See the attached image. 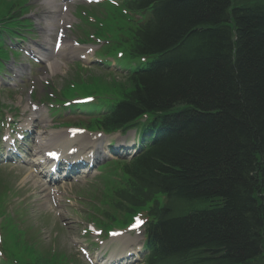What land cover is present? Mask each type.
Returning a JSON list of instances; mask_svg holds the SVG:
<instances>
[{
	"label": "trees",
	"instance_id": "16d2710c",
	"mask_svg": "<svg viewBox=\"0 0 264 264\" xmlns=\"http://www.w3.org/2000/svg\"><path fill=\"white\" fill-rule=\"evenodd\" d=\"M134 5L154 12L137 41L164 63L132 79L110 122L183 109L133 165L135 190L122 199L135 207L170 197L149 208L158 219L156 264H264V0Z\"/></svg>",
	"mask_w": 264,
	"mask_h": 264
},
{
	"label": "rangeland",
	"instance_id": "374dc122",
	"mask_svg": "<svg viewBox=\"0 0 264 264\" xmlns=\"http://www.w3.org/2000/svg\"><path fill=\"white\" fill-rule=\"evenodd\" d=\"M21 1L22 0H0V16L6 12L11 3H13L16 7L12 10L19 9L18 5ZM25 2L27 3L26 5L33 6L28 18L31 20L34 19L36 20L35 22L38 23L39 21L36 17L38 6L36 5L40 4L35 2V0H25ZM83 14L85 15L84 17H88L89 11L84 10ZM102 16H110L117 23H126L123 11L120 8L112 10L109 9L107 13H103ZM102 16H100V20H106V18ZM92 21V18H88L84 24V31H87L90 35L94 34L91 27L95 23H92ZM78 23H80V21L75 19L70 35L72 34L76 37H84V31L81 33ZM57 27H59V25ZM57 31L58 29H55V34ZM63 64L64 62H61V69L57 70V75L54 77H47V80H45L46 73L44 71V67L41 70V68L37 66V69L35 70L36 73H38L35 75L33 81L28 80L23 83L20 86V89L6 90L2 99L6 104L11 105L12 108L11 110H6V114H15V108L19 109L20 112H23V110L27 108L26 105L29 103L30 96L40 97L41 95L46 96L49 93L54 92V89L50 90V88L47 87L48 84L51 83L52 87L56 86L57 90H63L66 84L72 82L69 81L71 77H76V75L80 74L91 83L100 82L103 85L110 86L121 85L124 86L125 89H129V86L125 84L126 81H124L121 77H109L99 71H90L88 70L89 67H87L84 63L81 65L87 69L74 66L68 72L70 67H67L68 69H66L65 67H62ZM32 85L35 87L30 89ZM7 168L15 170V172L11 173L10 180L12 181L13 186H19L16 188L19 196L15 199L12 195H5L4 198L6 203L3 208L4 211L12 215L22 230L27 231L29 243H32L35 246L36 251H41L42 256H44V259L46 260H50L51 258L59 259L61 257L62 263L72 264V260L70 258L72 256L73 260L75 258L77 260L81 259L84 264H88L87 261L80 255L79 248L81 244L85 243V237L89 235H83L85 229L88 228L89 224H93L89 217L98 216V214L102 215L101 212H96V210L101 209L103 211H110L112 209V206L100 204L96 200L97 193H99L101 187L93 189L92 192L83 191L80 194L79 191H76V187L73 189V193L82 196L83 199L80 200L77 197L73 198L68 196L63 199L67 200L66 203L55 207L52 205L53 201L46 199V197L40 198L36 194L37 198H35L36 196L34 193L36 191L35 186L37 175L35 172L34 174H31V172L34 171L32 166L25 165V168H20V166H9ZM82 190L83 189H81V191ZM92 193L95 194V197H92ZM98 198H101V196ZM18 205L19 210L16 211ZM123 215V213H120V218L123 217ZM141 216L142 219H146L144 214ZM15 221L14 225H16ZM3 222V218L0 217V227ZM96 227L100 228L98 226ZM104 238L105 235L103 233V235L98 239L102 240Z\"/></svg>",
	"mask_w": 264,
	"mask_h": 264
},
{
	"label": "bare ground",
	"instance_id": "6f19581e",
	"mask_svg": "<svg viewBox=\"0 0 264 264\" xmlns=\"http://www.w3.org/2000/svg\"><path fill=\"white\" fill-rule=\"evenodd\" d=\"M45 9H46V11L48 13V16L45 14L42 17H45L46 20H48L49 22L45 23L44 28H42V33H43L44 39H43V42H42L41 45L42 46H46V50H44V51L40 50V52L44 54L45 58H50V59H48V61L52 62V64L49 65L48 70L46 69L47 70L46 71L47 72L46 75L54 76V74H56V70L58 68V64L56 63L57 62L56 61L57 57H63L64 55L68 56L67 55V51L68 50L64 47V45L57 51H54L55 44H54V46L51 45V48H50V43L49 42H50V39H52V36L50 34L51 26L53 24H55V25L58 24L57 23V19L59 17H61L60 18L61 20L62 19L66 20L68 15L59 12V9H58V7L56 6L55 3L47 4ZM52 137H53V135L48 137V138H43L45 144H48L51 141Z\"/></svg>",
	"mask_w": 264,
	"mask_h": 264
},
{
	"label": "snow or ice",
	"instance_id": "6c2138e0",
	"mask_svg": "<svg viewBox=\"0 0 264 264\" xmlns=\"http://www.w3.org/2000/svg\"><path fill=\"white\" fill-rule=\"evenodd\" d=\"M140 223H143V221H140Z\"/></svg>",
	"mask_w": 264,
	"mask_h": 264
}]
</instances>
